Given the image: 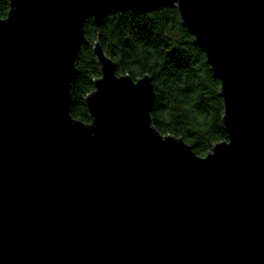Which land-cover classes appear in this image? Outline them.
Listing matches in <instances>:
<instances>
[{
	"label": "water",
	"instance_id": "1",
	"mask_svg": "<svg viewBox=\"0 0 264 264\" xmlns=\"http://www.w3.org/2000/svg\"><path fill=\"white\" fill-rule=\"evenodd\" d=\"M163 5L221 82L227 138L204 156L147 128L151 77L117 74L97 40L91 120L69 113L84 20ZM0 264H264V0H9Z\"/></svg>",
	"mask_w": 264,
	"mask_h": 264
},
{
	"label": "trees",
	"instance_id": "2",
	"mask_svg": "<svg viewBox=\"0 0 264 264\" xmlns=\"http://www.w3.org/2000/svg\"><path fill=\"white\" fill-rule=\"evenodd\" d=\"M8 9L9 0H0V18L6 16ZM165 26H171L170 30L175 33L170 39L161 35ZM83 30L88 43L80 46L74 61L76 75L70 84L72 105L69 106L72 117L84 123L91 120L85 97L94 90V80L100 76V65L92 50L98 38L103 50L107 48L115 57L117 74L127 73L136 79L143 76L145 70L152 73L151 112L160 133L174 131L176 137H182L199 156L206 155L216 142L227 138L221 82L214 76L204 51L182 24L175 6L163 5L149 11H116L105 15L100 24L88 17ZM127 34H130L128 38H123ZM113 36L121 37L119 45L110 43ZM181 79L186 83L182 90L175 88ZM177 95L195 99L194 105H185V111L191 107L197 111L192 113L190 121H177L174 128H169L159 123L168 115L160 111L164 107L161 100L165 96L176 99Z\"/></svg>",
	"mask_w": 264,
	"mask_h": 264
},
{
	"label": "clouds",
	"instance_id": "3",
	"mask_svg": "<svg viewBox=\"0 0 264 264\" xmlns=\"http://www.w3.org/2000/svg\"><path fill=\"white\" fill-rule=\"evenodd\" d=\"M170 27L171 26H165V28L161 31V35L163 37L170 39L175 35V33L170 30ZM128 35L130 34H127L123 38L125 39L128 38ZM193 38L196 39L195 36H193ZM120 40H121V37L113 36L111 38L110 43L113 45H119ZM97 42H99L98 38H97ZM141 47H143V45H141ZM153 54H155V50H153ZM104 57L107 60L116 62L115 57L107 50V48L104 51ZM154 65H155V62H154ZM152 66H149V67H152ZM144 75L151 77L152 73L145 70ZM141 81H143L142 77L140 78L139 82ZM185 87H186V83L184 82L183 79H181V81L176 82L175 84V88L177 89L182 90ZM161 103L164 105V107L160 109V111H163L167 113L168 115L165 120L159 123H162L163 125H166L169 128H174L175 123L177 121H190L192 118V113L197 111V109H195L194 107H191L190 110L185 111V105H194L196 103V100L191 98L190 96L185 97V96L177 95L176 99H172L170 97L165 96L164 98H162ZM147 119L149 121L147 124V128L157 134L156 129L158 128V122L155 119V116L153 115L151 110L148 111L147 113ZM157 136L162 143L168 139H171L172 141H176V133L174 131H168L162 134H157ZM229 144H230V139H228V141L224 143L223 145L227 146Z\"/></svg>",
	"mask_w": 264,
	"mask_h": 264
}]
</instances>
